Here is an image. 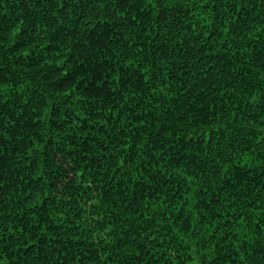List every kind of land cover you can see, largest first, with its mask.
<instances>
[{
    "label": "trees",
    "instance_id": "16d2710c",
    "mask_svg": "<svg viewBox=\"0 0 264 264\" xmlns=\"http://www.w3.org/2000/svg\"><path fill=\"white\" fill-rule=\"evenodd\" d=\"M264 264V0H0V264Z\"/></svg>",
    "mask_w": 264,
    "mask_h": 264
},
{
    "label": "rangeland",
    "instance_id": "374dc122",
    "mask_svg": "<svg viewBox=\"0 0 264 264\" xmlns=\"http://www.w3.org/2000/svg\"><path fill=\"white\" fill-rule=\"evenodd\" d=\"M190 264H198L197 261H192Z\"/></svg>",
    "mask_w": 264,
    "mask_h": 264
}]
</instances>
